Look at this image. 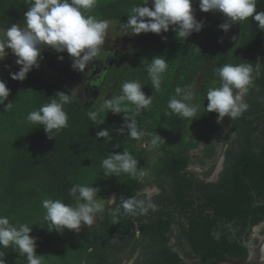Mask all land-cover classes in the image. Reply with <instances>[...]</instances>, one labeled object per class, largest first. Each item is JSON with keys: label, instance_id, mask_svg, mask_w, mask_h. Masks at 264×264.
Listing matches in <instances>:
<instances>
[{"label": "trees", "instance_id": "1", "mask_svg": "<svg viewBox=\"0 0 264 264\" xmlns=\"http://www.w3.org/2000/svg\"><path fill=\"white\" fill-rule=\"evenodd\" d=\"M31 2L0 0V28L24 25V13ZM142 3L143 0H97L87 14L127 23L131 8ZM193 8L196 18L204 23L201 32L184 41L172 30L161 33L156 44L133 49L110 67L107 63L104 69L96 60L91 68L95 72L96 66L101 67V74L86 86L94 98L81 101L73 92L72 102L64 105L68 127L53 139L26 117L56 98L58 92L72 91L31 73L24 81L13 80L10 74L0 78L10 89L8 99L0 105V214L8 216L13 224L27 223L32 227L37 255L44 258L57 250V255L66 261L73 255L77 259L86 254V264H113L126 253L128 262L134 260L132 264L247 260L246 245L257 244L251 238L252 231L264 223V30L249 19L234 24L225 33L218 27L225 22L221 13ZM257 11H264V0H259ZM145 34L148 33L139 35ZM57 55L68 56L66 52ZM154 56H164L169 62L158 92L152 89L146 71ZM225 63H252L253 81L244 98L247 111L236 120L225 117L218 123L217 113L206 112V93L210 87L220 86L216 69ZM128 80L139 81L145 94L153 96L149 108L134 117L143 133L139 139L116 131L124 124L123 113L101 111L100 118L106 116L103 125L93 124L87 116L88 111L100 110L102 94L107 99L120 95L122 83ZM177 86H188L193 92L190 103L199 106L193 121L165 114L170 113L168 101ZM9 102L13 107L6 112ZM104 128L112 138L109 142L96 138L97 131ZM153 133L162 138L155 146L151 145ZM220 139L223 143L219 152ZM140 143L147 145L140 148ZM124 149L139 161L143 175L104 177L102 159ZM193 150H198L204 160H223L215 179L209 180L216 164L206 176L195 169ZM156 153L158 160L151 163ZM74 184L100 189L98 195L103 198L105 211L97 218L102 222L86 232L48 231L42 200L51 197L73 203L68 190ZM147 186H154L158 193L148 196ZM112 193L117 202L108 205L107 198ZM121 196L151 199L155 210L132 216L120 208L114 215ZM31 207H36L35 215ZM0 251L5 253L6 264H27L26 257L11 247Z\"/></svg>", "mask_w": 264, "mask_h": 264}, {"label": "clouds", "instance_id": "2", "mask_svg": "<svg viewBox=\"0 0 264 264\" xmlns=\"http://www.w3.org/2000/svg\"><path fill=\"white\" fill-rule=\"evenodd\" d=\"M259 0H198L199 10L205 13H221L224 21L218 27L227 33L231 27L251 19L258 22L260 30H264V11H257ZM97 0H32L28 11L24 13V27L13 24L3 29L0 38V61L8 55V50L16 57L19 70L10 72L11 79L24 81L33 68L40 67L42 52L52 49L56 53H67L72 60L73 70L84 72L86 65L92 61L105 43L109 29V21L97 19L90 13ZM151 5V6H149ZM123 24L128 34L154 33L160 35L169 30L175 32L178 39L186 40L193 33H199L204 23L194 15L193 0H143L140 5L131 8ZM167 39V37H162ZM235 39V37H233ZM63 60L64 57L58 56ZM259 62L256 63L259 66ZM169 68L164 56H154L146 66L151 87L161 90L163 76ZM252 63H225L216 69L220 86L210 87L206 93L208 101L206 112L217 113V122L222 123L225 117L231 121L240 118L248 109L245 96L253 81ZM144 85L137 80H128L121 85V94L105 99L99 111H88L87 116L96 125H103L106 116L100 118V112L107 110L113 114H124V124L116 131L131 139H139L143 133L138 129L134 118L152 104L153 96L143 91ZM10 95L6 82L0 79V105H4ZM73 91L69 94L58 92L50 102L43 104L38 110L29 112L26 119L33 125L42 126L49 139L68 127V114L64 105L73 100ZM193 92L188 86L175 88V95L168 101L171 114L182 119H196L199 106L190 101ZM13 107L9 102L6 112ZM96 138L111 141L108 128L97 131ZM162 138L153 133L151 145L155 146ZM119 149V144L115 145ZM100 166L104 169V177H119L121 173L135 178L143 175L139 161L124 149L122 153L113 152L103 158ZM100 189L88 184H74L68 190L73 203L66 204L61 199L51 197L42 200L45 210L44 220L48 222V231L63 232L65 229L80 232L82 227H90L97 215L105 211L103 198L98 195ZM120 204L113 210L115 215L120 208L126 215L146 214L149 209L155 210L151 199H138L135 196L119 197ZM109 204L115 205L117 197L107 198ZM32 227L27 223L13 224L10 218L0 214V249L12 248L26 257L27 264H42V255L36 254V238L31 235ZM5 253L0 251V264H6Z\"/></svg>", "mask_w": 264, "mask_h": 264}, {"label": "rangeland", "instance_id": "3", "mask_svg": "<svg viewBox=\"0 0 264 264\" xmlns=\"http://www.w3.org/2000/svg\"><path fill=\"white\" fill-rule=\"evenodd\" d=\"M193 7H199L198 0H193ZM125 23H119L115 21H109V29L105 36V43L101 46L102 53H99L97 57H95L92 61H89L85 67L84 72H80L77 70H73L72 68V60L67 56L63 60L58 59V55L54 50L43 51L42 57L43 59L40 60V67L33 68L30 72L31 74L38 75L41 78H44L49 83H54L59 86H63L66 89L73 91L76 93L77 97L81 101H87L94 98L92 94L86 89L87 83L94 77L99 76L101 73L100 70H94L91 68L92 62L101 63L104 69V66L110 67L114 61L119 59L121 56L125 55L126 53L136 49L138 47H150L156 44L159 39L160 35L154 33H148L145 35H132L128 34V30H126L123 26ZM24 27L25 25H20ZM11 26H4L0 28V38H2L3 29L9 28ZM9 55L3 60L0 61V78L9 75L10 72H16L19 70V65L15 63L16 57L11 54V50H8ZM110 55H113L112 59H109ZM97 60V61H96ZM110 60V64H109ZM108 65L106 66V64ZM101 68V67H100ZM91 74H93L91 76ZM198 86V83H197ZM106 94H102L101 98L104 101L107 99L105 96ZM99 95H96V100H98ZM102 105V104H99ZM101 107V106H100ZM147 143H140L139 147H145ZM159 154L156 153L155 155L151 156V163H155L158 160ZM213 165V164H212ZM210 165V166H212ZM207 167L206 171H201L200 175L206 176L209 170ZM155 187L154 186H147L145 188V192L154 193ZM114 195L112 193L111 197ZM39 200H42L39 198ZM38 201V200H37ZM108 203V202H107ZM109 205V203H108ZM31 213L35 215L36 207H31ZM101 223L102 219L96 218V221L92 226L97 223ZM90 227H82L80 232H86L87 228ZM86 254H84L80 258H75L73 255L72 258H68L66 261L63 260L61 257L57 255V250L48 257L42 258V264H86V260L84 259ZM84 260V261H83ZM113 264H129V262H121L120 259L115 260Z\"/></svg>", "mask_w": 264, "mask_h": 264}, {"label": "water", "instance_id": "4", "mask_svg": "<svg viewBox=\"0 0 264 264\" xmlns=\"http://www.w3.org/2000/svg\"><path fill=\"white\" fill-rule=\"evenodd\" d=\"M223 161V160H222ZM222 169V163L218 166L216 173L218 174ZM256 231L259 230V227L255 228ZM248 249V258L245 261L233 259V258H224L219 259L209 264H264V234L259 237V240L256 245H246ZM190 264H197L193 260H188Z\"/></svg>", "mask_w": 264, "mask_h": 264}, {"label": "flooded vegetation", "instance_id": "5", "mask_svg": "<svg viewBox=\"0 0 264 264\" xmlns=\"http://www.w3.org/2000/svg\"><path fill=\"white\" fill-rule=\"evenodd\" d=\"M91 64V67L93 66V64H95V62H92V63H90ZM96 65V64H95ZM94 65V66H95ZM97 68H98V70H101V68L99 67V66H96ZM97 70V71H98ZM222 140L220 139L219 140V147H218V150H219V152L221 151V147H222ZM192 157H193V161H195L196 163H197V165H196V167H195V169L199 172V173H202L201 171H206V169H207V167H209L210 165H215L216 164V169H215V171L213 172V174H212V176L210 177V179L209 180H213V179H215L216 177H217V175L219 174H217L216 173V170L218 169V166L220 165V163H222V159L220 160V161H218V158L217 159H215V160H213V161H208V160H204V159H202V156H201V154L199 153V151L198 150H193L192 151ZM212 165V166H213ZM212 166H210V168H209V170H208V172L210 171V169H211V167ZM207 172V173H208ZM147 194H148V196H152V195H154V194H157L158 193V190L155 188V190H154V193H150L149 191L148 192H146ZM259 227V230L258 231H256L255 230V228L253 229V231H252V234H251V238H253V239H256L257 240V242H258V240H259V237L260 236H262L263 234H264V223L262 224V225H260V226H258Z\"/></svg>", "mask_w": 264, "mask_h": 264}, {"label": "crops", "instance_id": "6", "mask_svg": "<svg viewBox=\"0 0 264 264\" xmlns=\"http://www.w3.org/2000/svg\"><path fill=\"white\" fill-rule=\"evenodd\" d=\"M114 195H115V194H114ZM109 205H111V204H109ZM116 249H118V247H117ZM136 256H137V255H136ZM127 257H128V253H126L125 255H120V257H118L117 260L120 259L121 262H123V261H124V262H128V261H127ZM133 261H134V260H133ZM133 261L129 262V264H132Z\"/></svg>", "mask_w": 264, "mask_h": 264}]
</instances>
